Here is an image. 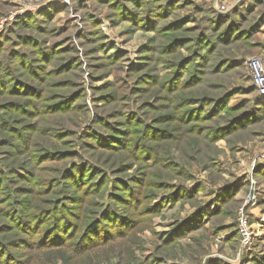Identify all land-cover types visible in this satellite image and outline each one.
Segmentation results:
<instances>
[{
  "label": "rangeland",
  "instance_id": "1",
  "mask_svg": "<svg viewBox=\"0 0 264 264\" xmlns=\"http://www.w3.org/2000/svg\"><path fill=\"white\" fill-rule=\"evenodd\" d=\"M263 57L264 0H0V264H264Z\"/></svg>",
  "mask_w": 264,
  "mask_h": 264
},
{
  "label": "built area",
  "instance_id": "2",
  "mask_svg": "<svg viewBox=\"0 0 264 264\" xmlns=\"http://www.w3.org/2000/svg\"><path fill=\"white\" fill-rule=\"evenodd\" d=\"M247 67L251 74L252 85L256 88V91L260 95H264V57L263 58H252L247 61ZM248 222V217L242 213L239 220L240 228L244 236L250 239V232L246 228Z\"/></svg>",
  "mask_w": 264,
  "mask_h": 264
},
{
  "label": "trees",
  "instance_id": "3",
  "mask_svg": "<svg viewBox=\"0 0 264 264\" xmlns=\"http://www.w3.org/2000/svg\"><path fill=\"white\" fill-rule=\"evenodd\" d=\"M252 87H253L252 88V92H256L257 93L256 88L254 86H252Z\"/></svg>",
  "mask_w": 264,
  "mask_h": 264
}]
</instances>
